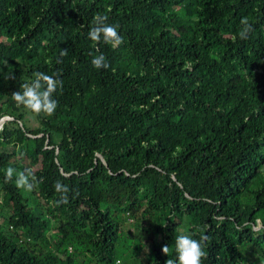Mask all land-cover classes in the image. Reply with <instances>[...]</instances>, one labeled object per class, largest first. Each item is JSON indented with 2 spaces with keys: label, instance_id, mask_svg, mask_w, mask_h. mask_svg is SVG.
I'll list each match as a JSON object with an SVG mask.
<instances>
[{
  "label": "trees",
  "instance_id": "16d2710c",
  "mask_svg": "<svg viewBox=\"0 0 264 264\" xmlns=\"http://www.w3.org/2000/svg\"><path fill=\"white\" fill-rule=\"evenodd\" d=\"M36 72L63 81L52 116L11 98ZM1 117L0 264H165L183 233L264 264V0H0Z\"/></svg>",
  "mask_w": 264,
  "mask_h": 264
},
{
  "label": "clouds",
  "instance_id": "9594fccd",
  "mask_svg": "<svg viewBox=\"0 0 264 264\" xmlns=\"http://www.w3.org/2000/svg\"><path fill=\"white\" fill-rule=\"evenodd\" d=\"M107 20V16L97 14L93 18V26L88 31V39L94 42V45L103 42L116 48L123 43V37L118 32L119 25L109 24ZM240 24L241 28L238 36L241 40H245L253 31V25L246 17L241 19ZM66 55L67 49H62L60 56ZM89 55L92 54L89 53ZM4 64L6 65L7 61ZM91 65L95 69H108L110 67L103 53L92 56ZM59 75L60 73H57V76H51L43 72H36L30 82L20 85V90L11 95L12 100L17 106H22L31 113L52 116L58 106V101L54 98V94L58 89L63 88V81L57 78ZM14 78L13 73L6 76V79ZM14 175L15 186L18 189L31 191L37 182V178L30 170L17 173L16 169L12 167H8L5 170V182L11 181ZM55 191L61 195V200L66 202L69 191L68 186L57 181ZM207 240L208 237L206 235H201L199 239H195L191 234H180L175 240L174 251L176 259H167L165 264H202V260L206 257ZM161 252L168 256L169 246L163 245Z\"/></svg>",
  "mask_w": 264,
  "mask_h": 264
},
{
  "label": "water",
  "instance_id": "95a60500",
  "mask_svg": "<svg viewBox=\"0 0 264 264\" xmlns=\"http://www.w3.org/2000/svg\"><path fill=\"white\" fill-rule=\"evenodd\" d=\"M3 119H4L3 117L0 118V123L2 122Z\"/></svg>",
  "mask_w": 264,
  "mask_h": 264
},
{
  "label": "rangeland",
  "instance_id": "374dc122",
  "mask_svg": "<svg viewBox=\"0 0 264 264\" xmlns=\"http://www.w3.org/2000/svg\"><path fill=\"white\" fill-rule=\"evenodd\" d=\"M125 227H127V226H125Z\"/></svg>",
  "mask_w": 264,
  "mask_h": 264
}]
</instances>
